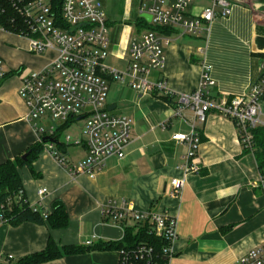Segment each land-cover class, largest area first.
Wrapping results in <instances>:
<instances>
[{
    "label": "crops",
    "instance_id": "crops-1",
    "mask_svg": "<svg viewBox=\"0 0 264 264\" xmlns=\"http://www.w3.org/2000/svg\"><path fill=\"white\" fill-rule=\"evenodd\" d=\"M98 1L109 29L105 63L112 68V63L124 62L127 68L130 44L147 32L136 25L142 18V0ZM175 1L165 0V6ZM230 1L231 14L218 17L210 34L180 37L179 29L172 28L167 35L172 44L165 48V67L151 71L148 79L167 82L173 93L170 102L160 93L142 96L126 84L107 79L106 109L132 122L133 139L123 159L110 158L94 178L71 175L46 144L31 167L20 171L29 204L52 214L55 203L61 202L69 224L65 229H52L48 224L13 227L0 223V264H9V257H13L11 263H16L40 253L50 239L60 247H85L92 237H97L94 244L122 241L124 224L104 215L111 202L121 200L131 203L136 211L167 213L176 220L178 236L171 244L173 255L168 264H235L241 256L264 244L261 175L254 154L244 151L238 130L229 119L215 112L208 115L206 123L199 127L200 173L187 178L178 197L171 194L170 188L172 179L182 176L177 167L186 152V147L172 137L188 133L194 122L190 109L183 110L185 119L176 115L179 98L199 88L204 66L210 68L216 82L211 90L216 99L247 93L262 74L264 0ZM211 3L212 0H197L188 8V17L200 16ZM50 53L35 55L27 39L0 28V58L10 74L0 84V164L23 156L40 141L20 89L28 74L41 72L54 61ZM262 111L264 119V100ZM82 130L83 127L68 136L79 139ZM60 139L63 144L65 140ZM61 150L68 165L87 155L84 144L74 145L73 149L62 146ZM42 188L48 193L39 197L37 191ZM125 226L133 227L134 223L128 221ZM120 259L119 251L87 252L42 264H120Z\"/></svg>",
    "mask_w": 264,
    "mask_h": 264
},
{
    "label": "built area",
    "instance_id": "built-area-1",
    "mask_svg": "<svg viewBox=\"0 0 264 264\" xmlns=\"http://www.w3.org/2000/svg\"><path fill=\"white\" fill-rule=\"evenodd\" d=\"M9 7L19 16L20 33L29 42V50L35 55L56 52L54 61L41 72L28 74L22 81L20 96L29 109V121L39 133L41 141L47 140L58 163L65 166L71 175L87 174L94 178L112 157L123 159L131 144L132 122L124 116H113L106 109L108 96L107 79H114L138 92L142 96L160 93L171 98L172 91L165 80L152 82L148 75L153 70L165 67V48L172 44L170 36L147 31L133 41L128 50V66L124 72L108 67L105 63L109 52V29L103 6L98 0H6ZM197 0H176L170 7L165 0H142L141 15L151 17L150 24L162 28H178V36H200L211 32V25L218 17H227L232 12L230 0H212L211 5L195 18L187 15L188 8ZM4 13L0 9V15ZM261 77L249 91L230 99H216L211 90L216 87L210 68L204 66L199 88L192 94L179 98L180 108L176 115L185 119L183 110L193 112L194 122L188 133H176L172 140L186 147L182 162L177 169L180 178L170 182L171 194L178 197L185 187L187 178L201 171L198 163L201 133L211 112L220 114L234 123L239 140L244 148L251 149L252 131L264 126L262 103L264 100V61ZM7 72L0 58V84ZM73 120L83 121L82 137H66L61 146L84 144L86 158L68 165L62 150L54 143L58 129ZM51 127L46 128V124ZM60 139V138H59ZM261 185L264 188L263 181ZM46 188L37 195L44 197ZM24 193H21L23 197ZM34 208L33 206H31ZM35 209V208H34ZM37 210V209H35ZM44 215L47 213H43ZM104 215L118 223H149L151 231L168 241L163 255H173L171 244L177 238L176 220L167 213L136 211L124 200L111 202ZM0 223L2 217L0 216ZM97 237L87 240L85 245L94 244ZM13 257H9L12 260ZM154 248L141 244L129 252L121 253V264H157ZM235 264H264V244L241 256Z\"/></svg>",
    "mask_w": 264,
    "mask_h": 264
},
{
    "label": "trees",
    "instance_id": "trees-1",
    "mask_svg": "<svg viewBox=\"0 0 264 264\" xmlns=\"http://www.w3.org/2000/svg\"><path fill=\"white\" fill-rule=\"evenodd\" d=\"M61 4L62 0L56 1V5L59 6V9ZM0 9L4 10V13L0 15V28L14 34H19L21 32L19 30V23H21L19 16L9 7L6 0H0ZM136 25L138 29L141 28L147 31L160 32L164 35H169L173 32L172 28L156 27L148 23L144 18H141ZM9 75L10 74H7V76ZM163 99L167 102L171 101V98L168 97H163ZM73 123L74 121L70 120L58 129L54 143L60 149L62 146L59 138L62 132L67 130ZM252 135V148H243L245 152L254 154L261 180L264 184V126L255 128L252 131ZM44 138L28 149L26 152V154H28L27 160H23L24 154L21 157L0 164V216L2 217L3 223H8L13 227L25 223L37 225L48 224L52 229H65L68 227L69 218L63 203L56 202L53 213L44 215L42 212L31 207L24 193L20 171L27 166L31 167L32 163L38 159L45 145L48 143L47 141L46 143L44 142ZM22 192L24 193L23 197L20 196ZM123 227L124 238L119 242H99L85 247H60L50 239L44 251L29 255L16 263H11L12 261L9 259L8 262H10L9 264H42L66 256L84 254L87 252L119 251L121 254L123 252L132 251L141 244H147L154 248L156 255L155 262L157 264H168L169 259L163 255V252L170 245L166 239L160 238L151 231L152 227L149 223L135 224L133 227L125 226L124 223Z\"/></svg>",
    "mask_w": 264,
    "mask_h": 264
},
{
    "label": "rangeland",
    "instance_id": "rangeland-1",
    "mask_svg": "<svg viewBox=\"0 0 264 264\" xmlns=\"http://www.w3.org/2000/svg\"><path fill=\"white\" fill-rule=\"evenodd\" d=\"M50 57H52V60H54L56 57H57V53L56 52H51L50 53ZM113 62V61H112ZM111 66H112V69L114 68V69H117V70H119V71H121V72H124L125 71V67H126V64L124 63V62H119V61H117V63H112L111 64ZM84 126V123H83V121H76L74 124H73V126L70 128V130L68 131V132H66V133H64L62 136H61V141H64L65 140V138H66V136H68V135H71V136H74V134L76 133V132H80V130L82 129V127ZM51 126L47 123L46 124V128L47 129H49ZM70 148H72L73 149V147H74V145H71V146H69Z\"/></svg>",
    "mask_w": 264,
    "mask_h": 264
},
{
    "label": "water",
    "instance_id": "water-1",
    "mask_svg": "<svg viewBox=\"0 0 264 264\" xmlns=\"http://www.w3.org/2000/svg\"><path fill=\"white\" fill-rule=\"evenodd\" d=\"M142 18H144L148 23H151L152 22V19H151V17L150 16H148V15H144V16H142ZM111 111V110H110ZM46 139H44V142L46 143ZM27 158H28V154H25L24 156H23V160H27Z\"/></svg>",
    "mask_w": 264,
    "mask_h": 264
}]
</instances>
